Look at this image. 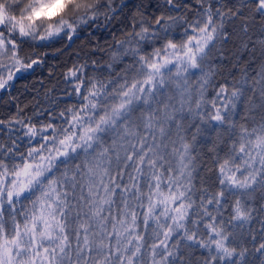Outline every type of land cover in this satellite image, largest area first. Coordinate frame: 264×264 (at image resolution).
<instances>
[{
	"label": "snow or ice",
	"instance_id": "obj_1",
	"mask_svg": "<svg viewBox=\"0 0 264 264\" xmlns=\"http://www.w3.org/2000/svg\"><path fill=\"white\" fill-rule=\"evenodd\" d=\"M214 2L220 4L197 0L201 10L191 21L161 13L151 23L137 5L115 47L99 49L107 60H85L64 73L75 103L50 110L39 127L32 117L25 123L19 109L8 121L9 131L23 136L0 141V264H192L197 248L207 250L202 264H249L248 236L260 240L253 251L264 264V203L250 206L264 201V64L251 78L245 66L239 78L222 83L214 64L217 45L231 39L226 22L244 17L249 5L264 18V0L234 8ZM165 3L169 11L182 6ZM127 6L128 0H0V90L35 72L47 55L38 49L72 41L101 18L111 23ZM250 22L242 20L245 35ZM257 45L264 50V37ZM241 105L251 128L237 125ZM225 127L230 146L212 159L219 188L197 190V137L215 130L223 143ZM213 205L217 214L209 211ZM222 207L231 208L227 222ZM254 213L259 235L245 230Z\"/></svg>",
	"mask_w": 264,
	"mask_h": 264
},
{
	"label": "trees",
	"instance_id": "obj_2",
	"mask_svg": "<svg viewBox=\"0 0 264 264\" xmlns=\"http://www.w3.org/2000/svg\"><path fill=\"white\" fill-rule=\"evenodd\" d=\"M120 3L121 0H116ZM178 4H181L179 12L169 11L168 5L165 0H128V6L123 12H117L115 18L111 23H107L103 18L99 20L97 24L91 27H84L79 30L72 41H68L67 37L64 40L52 43L49 47L44 49H38V53H47L44 62L36 68L35 72L31 75H26L25 78L15 81V86L10 87L7 90H0V121H4L5 124L0 128V141L5 140L9 135L15 138L16 135L23 136V131L17 133L15 130L9 131L8 121L17 116L18 109L21 110L19 116L25 119L32 117V123L39 127L42 123L48 122V112L53 110L55 113H59L65 109L68 105L77 101V97L73 94L71 99L66 95L71 90V85L66 84L64 81V73L68 68L74 64L82 63L88 60L89 63L92 60H98L103 63L108 59V55H102L99 49H107L109 46L115 47L114 38L119 39L126 34L131 26L130 17L137 11V5L143 4L140 12L143 13L148 23H151L155 16L161 15H173L181 16L186 15L188 20L194 19L201 10L197 4V0H176ZM242 0H220V4H226L228 8H234L238 6ZM220 4L213 3V7H219ZM208 5L206 4L205 7ZM246 9L244 17H251L248 35L242 32V20L244 17L237 18L234 21L226 22L225 27L231 34V39L228 43H220L217 45L218 51L214 53V64L217 70V81L223 82L225 79L232 80L233 77L239 78L241 69L248 66L250 78L255 75V71L258 70L260 65L264 64V50L257 45L253 46V42L261 37H264V32H261L260 25L264 24V18L260 16H253L250 9ZM129 27H126L125 25ZM247 44V47H245ZM57 49L59 51L57 52ZM150 51L151 49H147ZM28 49H25L27 52ZM93 53H95L93 55ZM131 58L125 60V63L130 62ZM123 67V63L119 65L115 71H119ZM91 67L89 73L91 74ZM231 73V75H230ZM104 77H107L108 73L105 72ZM115 75V72H113ZM213 87L208 89L207 96L211 99L214 95ZM248 95H251L249 92ZM78 106V105H77ZM256 121H259L260 114L253 113ZM189 124L190 131L187 133V137L191 139V133L195 131L194 123ZM237 125L247 124L249 128L253 126V120L244 119V106L241 105L240 115L236 117ZM59 123V121H57ZM20 126L15 125L14 129H18ZM220 135L223 138V143L217 139V132L215 130L208 131L197 137V143L195 144V154L198 155L197 163L201 165L197 168L196 175L194 177V184L196 189L201 187L208 188L209 192L217 191L219 188L218 181L215 178V166L212 164V159L219 154L223 157L227 152L231 140L229 139L227 128L220 129ZM238 131V128H237ZM235 139V134L232 136ZM216 146V151L211 149ZM24 151L27 150V145L24 146ZM240 161L237 160V164ZM199 204L200 193L194 197ZM233 200L235 197L232 198ZM229 201L228 203H230ZM259 203L264 201H258L250 206H258ZM141 212L143 209H139ZM213 214L215 212V206L209 209ZM221 218L227 222L231 216L230 207H222L220 209ZM256 217L253 222L245 226V230L249 227L256 231L259 235L261 228L260 220L257 214H253ZM210 220H204L200 225V229H204V225ZM219 222V221H218ZM142 230V229H141ZM232 229H229L231 231ZM239 231V229H237ZM206 235V233H205ZM244 246L249 249V264H261V258L254 253V243L258 245L260 240L257 239L254 243L251 241V237L244 238ZM154 241L149 239L148 245H151ZM174 243V241H173ZM235 246V245H230ZM191 257L192 264H202V261L207 257L206 249H194ZM187 254V253H185ZM147 259V253L145 254Z\"/></svg>",
	"mask_w": 264,
	"mask_h": 264
}]
</instances>
